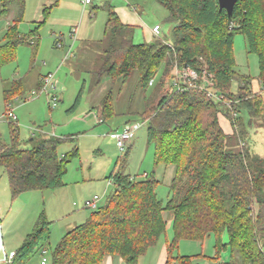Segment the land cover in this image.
I'll return each mask as SVG.
<instances>
[{"label": "trees", "instance_id": "16d2710c", "mask_svg": "<svg viewBox=\"0 0 264 264\" xmlns=\"http://www.w3.org/2000/svg\"><path fill=\"white\" fill-rule=\"evenodd\" d=\"M14 1L20 9L3 35L0 68L16 59L22 43L39 45V29L52 6L60 2L44 7V19L24 33L19 23L25 0H0V15L8 14ZM158 1L167 10L166 21L173 24L170 40L136 43L137 26L123 23L111 2L102 5L108 15L101 41L103 59L90 72V91L104 77L124 84L134 72L144 93L151 88L143 109L136 113L147 124L146 141L154 149L155 169L175 166L169 197L166 202L159 199L161 181L155 169L143 178L126 174V157H120L109 176L113 191L84 222L64 233L51 250L50 264H103L116 255L127 264H137L166 232L167 211L173 216V237L166 243L162 264H200L197 259L204 255H180L176 249L183 239L203 241L211 234L216 255L207 257L209 264H264V157L253 153L248 144V128L264 118V0H237L231 15L219 0ZM237 34L244 35L248 52L258 56L255 78L237 69ZM175 64L194 69L199 84L206 74L213 85L204 90L180 79L178 89ZM208 91L222 95L223 100L212 98ZM23 93L22 79L4 88L7 112ZM114 100L112 89L101 99L102 122L117 115ZM222 121H228L231 132H226ZM10 123L11 142L0 136V167L7 173L12 196L65 185L67 163L79 155L78 148L60 153L65 138L54 136L22 147L18 127ZM233 141L239 149L230 148ZM47 224L46 215L41 214L8 264H26L40 242L46 249ZM225 232L228 243L222 240ZM228 247L230 259L221 261Z\"/></svg>", "mask_w": 264, "mask_h": 264}, {"label": "rangeland", "instance_id": "374dc122", "mask_svg": "<svg viewBox=\"0 0 264 264\" xmlns=\"http://www.w3.org/2000/svg\"><path fill=\"white\" fill-rule=\"evenodd\" d=\"M55 0H25V14L19 23V29L28 33L38 22L44 19V7L51 6ZM84 0H60L53 5L46 21L39 29V45L24 42L18 47L14 61L0 68V136L10 143V122L19 130L22 147H32L38 144L43 136L65 138L59 145L60 153L78 148L79 155L67 163V173L63 177L65 185L59 188L24 191L17 197L11 194L8 176L0 167V264H8L12 252L24 241L38 221L41 214L46 215L50 228V240L45 245V253L41 242L36 252L26 264H40L43 257L50 264L51 250L68 230L84 222L92 210L83 207L86 198L95 194L100 196L103 204L113 185L110 174L117 169L120 157H126L123 168L126 174L143 178L145 174L154 172V149L146 141L147 124L143 123L134 137L127 142L125 150L120 151L116 139L111 133L123 128L126 122L141 121L137 115L143 109L144 93L137 83V73L124 83H112L104 77L101 83L90 91V72L96 70L102 63L103 43L105 37L107 11L104 0H93L85 4ZM109 2V1H108ZM113 4H132L149 25L159 22L161 33L148 36L145 29L138 24L135 27L136 43L153 39H172V23L166 21L163 14L167 10L158 0H112ZM19 4L14 1L6 15H0V41L2 33L12 24L18 15ZM114 9L116 10L115 6ZM100 41V42H99ZM3 43V40H2ZM234 52L237 69L241 73L257 77L259 74L258 56L248 52L244 35L237 34L234 41ZM176 65V64H175ZM177 67V65L175 66ZM54 73L58 86L46 92L37 94L39 75ZM14 79H22L25 94L14 100L11 107L16 119L9 118L5 110L3 86L10 87ZM41 82V78H40ZM3 85V86H2ZM236 88V87H234ZM115 97L114 108L117 115L105 122H99L101 99L110 90ZM235 90V89H234ZM33 91L35 92L33 95ZM57 96L56 104L50 99ZM25 98H30L24 101ZM135 112V113H134ZM247 120L248 115L244 112ZM128 120V121H127ZM228 124V121H225ZM248 144L253 153L264 157V118L255 121L248 128ZM234 150L239 149L235 141ZM161 183L157 188L160 200L166 202L170 193V182L174 176L175 166L167 169L159 166L155 169ZM76 202L77 204H74ZM167 220L166 232L158 243L148 249L139 258L137 264H162L165 258L167 241L173 237L172 212L164 213ZM228 243V234L222 236ZM176 253L180 255H204L197 259L200 264H209L207 257L216 255L215 236L211 234L203 241L183 239ZM206 256V257H205ZM230 259V249L223 250L221 261ZM103 264H127L118 255L108 257Z\"/></svg>", "mask_w": 264, "mask_h": 264}, {"label": "built area", "instance_id": "2783aa9c", "mask_svg": "<svg viewBox=\"0 0 264 264\" xmlns=\"http://www.w3.org/2000/svg\"><path fill=\"white\" fill-rule=\"evenodd\" d=\"M91 2L92 0H84V4H88ZM152 32L154 35L158 36L161 33V26L159 24L154 25L152 27ZM175 75L176 77L174 79V85L178 89L182 87V85H180L179 83L180 79H187L189 86H198L199 88L204 89V90H207L210 86L213 85V80L209 78L206 74L202 82L200 84L197 83V80H198L197 72L194 69L187 67V66L184 67V66L177 65L176 70H175ZM57 86H58V83H57V80H55L54 73L50 72L47 75H44L43 77H41V87L39 90L36 91L37 92L36 95H39L40 93H43V92H46L47 94H49L48 90L55 89L57 88ZM34 93L35 92L33 91V95ZM208 94L216 100H219V101L223 100L222 95H218L214 93L213 91H208ZM18 99L19 97L16 98V100ZM28 99L30 98H25L24 101H27ZM50 99L54 100L53 102L55 105L57 101V96L53 95L52 97H50ZM8 116L9 118L16 119V115L14 114L12 108H9ZM141 125L142 123L140 121L126 122L122 129L113 131L111 133V137L116 139L117 146L119 147L120 151L123 152L125 150L127 142H129L134 137L135 133L141 128ZM100 199H101L100 196L97 194H95L92 198H86L83 201V207L91 209V210H96L98 209L100 205ZM74 204H77V203L74 202ZM43 253H45V250H43ZM47 261H48L47 258L43 257L41 260V264H47Z\"/></svg>", "mask_w": 264, "mask_h": 264}, {"label": "crops", "instance_id": "0c3cea01", "mask_svg": "<svg viewBox=\"0 0 264 264\" xmlns=\"http://www.w3.org/2000/svg\"><path fill=\"white\" fill-rule=\"evenodd\" d=\"M92 1H93V0H92ZM107 1L111 2L112 0H104V1H103V4H104L105 2H107ZM83 3H84V1H83ZM91 3H92V2H91ZM91 3H90V4H91ZM111 3H112V2H111ZM112 4H113V3H112ZM84 5H85V4H84ZM113 5L115 6V8H116V12L119 14V16H120V18H121V20H122L123 23L130 24V25H138V24L142 25V27L145 29V34H147L148 36L153 35L152 27H153L154 25H156V24H159V25H160L159 22H155V23L149 25L146 21H144L142 18H140L141 15L139 14L138 9L136 8V6H133L132 4L127 5V3H126V4L124 5L123 3H119L118 5H115V4H113ZM167 14H168V13H167ZM167 14L165 13V14H163V16H165V18H166ZM5 31H6V30H5ZM5 31L2 33V39H1V41H0V45L2 44L3 35H4ZM161 31H162V30H161ZM3 42H4V41H3ZM41 77H42V75H39V79H38V82H37L36 87H38L39 82H40V78H41ZM14 80H18V79H14ZM2 86H3V85H2ZM256 86H257V85H255V88H256ZM4 88H5V86H3V88L1 89V90H2V93H3ZM25 93H26V92H25V90H24V93L21 94L19 97H23ZM24 97H25V96H24ZM12 104H13V103H12ZM99 122H102L101 119L99 120ZM222 125H223L224 129L226 130V132H231V127H230L229 123L227 124V122L222 121ZM14 251H15V250H14ZM14 251H13V252H14ZM13 252H12V254H13ZM12 254H11V255H12ZM165 255H166V251H165ZM165 255H164V256H165ZM10 257H11V256H10ZM10 257H9V258H10ZM163 261H164V259H163Z\"/></svg>", "mask_w": 264, "mask_h": 264}, {"label": "water", "instance_id": "95a60500", "mask_svg": "<svg viewBox=\"0 0 264 264\" xmlns=\"http://www.w3.org/2000/svg\"><path fill=\"white\" fill-rule=\"evenodd\" d=\"M236 1L237 0H219V4L222 8L227 9L228 14L231 15Z\"/></svg>", "mask_w": 264, "mask_h": 264}]
</instances>
